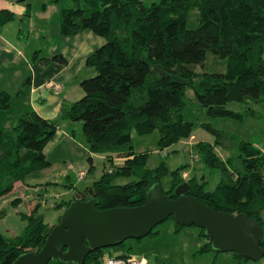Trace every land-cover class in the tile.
Here are the masks:
<instances>
[{
  "label": "trees",
  "instance_id": "trees-1",
  "mask_svg": "<svg viewBox=\"0 0 264 264\" xmlns=\"http://www.w3.org/2000/svg\"><path fill=\"white\" fill-rule=\"evenodd\" d=\"M50 1L61 2V35L90 30L103 37L105 43L86 59L95 75L80 82L83 96L62 103L58 119H44L28 110L18 116L11 130H0V197L10 193L29 174L50 165L44 148L61 121H66L70 125L80 123L81 143L91 154L103 156L106 166L98 179L82 189L75 188L71 198L55 205L64 209L57 223L73 200L93 198L97 209L141 205L147 190L161 184L168 171L163 162L155 168L147 166V153L134 150L132 131L146 135L157 130L158 153L164 155L167 151L162 154V149L192 135L193 123L182 118V110L189 103L186 89L192 91L210 117L239 120L244 112L226 108L228 102H264V0H158L148 5L141 0ZM41 7L44 9L46 5ZM192 12L196 23L188 28ZM14 18L11 11L0 9V29ZM208 53L222 62L224 68L219 71L218 67L206 64ZM33 57L41 63L48 62L36 54ZM53 59L65 62L61 55ZM198 66L203 70L198 71ZM10 103L11 95L0 90V112L8 109ZM67 132L74 136L73 127ZM233 143L238 153L226 159L218 156L211 143L195 144L205 172L208 175L214 170L220 172L212 188L201 177L184 178L186 166H180L170 171L169 188L163 191L169 198H175V186L186 181L187 194L201 203L217 211L242 213L254 220L261 228L259 246L264 252V150L242 140ZM114 158L124 161L114 165ZM87 161L90 171L91 155ZM118 177L132 180L116 184L114 180ZM38 206L37 203L29 213L21 214L25 226L19 235L0 233V264H11L19 255L35 253L44 244L57 223L45 222ZM166 220L173 222L174 233L184 227L172 216ZM161 223L142 238L156 235ZM197 230L205 241L195 256L220 253L212 248L204 229ZM125 241L109 248L121 249ZM103 250L88 253L83 264L97 263ZM229 254L237 264L249 261L233 252ZM117 255L132 254L119 250ZM54 262L73 264L55 259Z\"/></svg>",
  "mask_w": 264,
  "mask_h": 264
},
{
  "label": "rangeland",
  "instance_id": "rangeland-1",
  "mask_svg": "<svg viewBox=\"0 0 264 264\" xmlns=\"http://www.w3.org/2000/svg\"><path fill=\"white\" fill-rule=\"evenodd\" d=\"M27 1L31 5L32 15H36L40 11L42 4L46 5L45 19L43 21L37 20L36 23H49V27H51V23L59 22L61 2L54 3L50 0ZM141 1L148 5L158 0ZM193 13L190 14L188 19V28H192L196 23ZM38 46L44 47L42 44ZM205 63L218 67L219 71L224 68L223 63L217 62L211 53L207 54ZM197 70L202 71L203 68L198 66ZM186 96L189 103L182 110V118L193 123V137L191 135L187 139L180 140L164 148L167 153L161 155L158 153L157 130L146 135L131 132L134 150L147 153V166L155 168L160 162H163L167 168L168 173L161 179L163 190L169 188L170 171L180 166H186L184 170L186 179L193 176L196 178L201 177V180L207 181L209 188H212L218 182L220 174L218 170H214L210 175L205 172L203 164L199 160L198 150L195 147L197 142L211 143L215 152L222 159L235 156L238 153L233 143L234 140L250 142L260 150H264V102H228L226 108L239 113L244 112L238 120L227 117H210L205 113V108L198 104L191 90L186 89ZM248 109H251L254 114L245 112ZM204 126L219 131L221 135ZM72 127L76 136H79L81 134L80 123L75 122ZM60 152L57 146L51 148V154L48 157L51 163L47 168L29 174L22 182L17 183L10 193L0 197V233L7 236L19 235L25 226L21 214L29 213L37 203L39 204L38 213L42 214L44 221L49 224H56L64 209L55 205L71 198L76 191L75 188L82 189L85 185L98 179L106 166L105 160L99 155L92 156V169L88 171L89 162L87 157H84L85 167L82 168L84 173H79L80 169L77 166L73 170V163L68 160L63 161L65 159H63ZM68 164L71 169H67ZM84 174L86 178L79 182L78 175L82 178ZM130 180H132V177H118L114 180V183L123 184ZM13 200L16 202L13 203ZM173 229V222L166 220L158 226V233L152 237L140 238V242H137L138 239H127L125 243L132 246V249H130L132 255L129 257L142 258L145 264H147L145 257L134 255L150 256L157 254V264H237L236 259L226 252L216 254L209 252L196 257L195 252L205 241V238L198 234L197 228L184 226L179 233H174ZM138 243L140 246L137 245ZM108 249L113 248H104V250ZM154 260L155 258H152V264H155ZM49 264H55L54 259H51ZM243 264H264V255L257 261L249 260Z\"/></svg>",
  "mask_w": 264,
  "mask_h": 264
},
{
  "label": "crops",
  "instance_id": "crops-1",
  "mask_svg": "<svg viewBox=\"0 0 264 264\" xmlns=\"http://www.w3.org/2000/svg\"><path fill=\"white\" fill-rule=\"evenodd\" d=\"M0 9H7L15 16L14 20L0 29V90L11 95L9 108L0 112V130H11L18 116L28 110L35 111L44 119H58L62 103H71L81 98L83 91L80 82L95 75V70L86 65V59L104 45V38L90 30L72 36L61 35L59 22L51 23V27L49 23H36L37 20L45 19L46 7H41L36 15H32L27 0H0ZM34 54L48 59V62H39L34 59ZM55 55H61L65 62L52 60ZM52 82L58 84V90L51 87ZM65 122L61 121V126L46 144L44 153L49 160L51 148L57 146L65 159L63 161H70L73 170L77 166L79 173H84V157L96 155L88 152L79 139L80 135L74 133L72 136L67 132L72 125ZM123 161L124 158H114L112 163L121 165ZM67 169H71L69 164ZM85 178L84 174L82 179H77L81 182ZM137 245L140 246L139 243ZM130 249L132 246L126 244L118 250H103L102 256L117 255L119 250L130 253ZM139 255L145 257L147 264H152V258H155L157 264V254L134 256Z\"/></svg>",
  "mask_w": 264,
  "mask_h": 264
},
{
  "label": "water",
  "instance_id": "water-1",
  "mask_svg": "<svg viewBox=\"0 0 264 264\" xmlns=\"http://www.w3.org/2000/svg\"><path fill=\"white\" fill-rule=\"evenodd\" d=\"M188 189L184 181L175 186L176 197L169 198L156 183L147 190L145 202L135 207L97 209L93 198L73 200L41 248L19 255L11 264H47L51 259L83 264L88 253L140 239L169 216L182 226L204 229L219 252H233L251 261L263 256L261 228L254 220L242 213L214 210L188 195Z\"/></svg>",
  "mask_w": 264,
  "mask_h": 264
},
{
  "label": "built area",
  "instance_id": "built-area-1",
  "mask_svg": "<svg viewBox=\"0 0 264 264\" xmlns=\"http://www.w3.org/2000/svg\"><path fill=\"white\" fill-rule=\"evenodd\" d=\"M51 87L54 90H58L59 86L57 83L52 82ZM162 154L165 153V150L161 151ZM186 173H182V176L185 178ZM95 264H145V261L142 258H136V257H121L118 255H103L99 261Z\"/></svg>",
  "mask_w": 264,
  "mask_h": 264
}]
</instances>
